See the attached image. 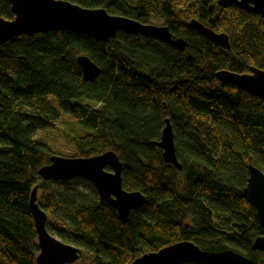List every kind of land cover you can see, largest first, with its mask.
Returning a JSON list of instances; mask_svg holds the SVG:
<instances>
[{
    "label": "trees",
    "instance_id": "obj_1",
    "mask_svg": "<svg viewBox=\"0 0 264 264\" xmlns=\"http://www.w3.org/2000/svg\"><path fill=\"white\" fill-rule=\"evenodd\" d=\"M64 1L142 24L156 18L184 48L120 32L102 43L69 30L0 44V264H35L30 192L37 185L41 208L56 201L50 180L37 175L54 153L34 135L60 115L91 131L70 139L73 157L114 152L122 188L145 198L126 223L100 201L72 210L74 226L60 241L92 264H130L185 240L207 259L181 264H264V252L251 247L261 229L242 191L247 165L264 174V100L214 77L264 70V18L217 0ZM0 18L13 19L7 0ZM191 19L226 34L229 48L191 29ZM78 55L98 66L92 82L83 81ZM166 119L180 171L156 145Z\"/></svg>",
    "mask_w": 264,
    "mask_h": 264
},
{
    "label": "water",
    "instance_id": "obj_2",
    "mask_svg": "<svg viewBox=\"0 0 264 264\" xmlns=\"http://www.w3.org/2000/svg\"><path fill=\"white\" fill-rule=\"evenodd\" d=\"M13 19L0 18V44L20 36H32L58 30L74 31L106 43L117 32L142 35L161 41L179 51L184 41L171 35L164 25L142 24L133 19L107 14L103 9H87L64 0H7ZM217 6L224 9L234 7L264 18V0H217ZM188 26L205 36L213 44L228 49V38L224 33L214 32L199 21L191 19ZM82 79L92 82L99 73L98 66L86 55L75 58ZM214 77L222 84L232 85L256 98L264 100V70L248 67L247 73H233L227 70L215 72ZM165 164L181 170L175 155L173 135L166 119L156 142ZM108 169V170H107ZM121 163L112 151L90 157L50 156L49 163L37 171L42 181L66 182L83 179L94 188L100 202L116 211L118 220L126 223L129 212L145 203L138 191H125L121 185ZM247 180L243 194L255 210L261 235L252 242V249L264 252V174L258 168L247 165ZM37 185L29 195L28 207L32 217L37 240L38 253L35 264H72L79 257V249L63 243L52 236L45 227L46 214L37 203ZM207 256L190 241H179L156 251L144 253L130 264H181L191 260H206Z\"/></svg>",
    "mask_w": 264,
    "mask_h": 264
},
{
    "label": "rangeland",
    "instance_id": "obj_3",
    "mask_svg": "<svg viewBox=\"0 0 264 264\" xmlns=\"http://www.w3.org/2000/svg\"><path fill=\"white\" fill-rule=\"evenodd\" d=\"M137 1L128 0L127 2L134 6ZM149 23L162 25L156 18L149 19ZM51 103L55 106L54 101ZM51 124V128L37 131L34 140L44 144L54 154L64 157H73L70 143L72 137L83 136L91 132L88 128L65 115H60ZM48 186L52 190L56 206L52 210L42 206L46 214L45 227L52 236L59 240L58 234L66 235L67 231L74 226V217L71 211L82 206L93 205L99 199L92 185L83 179H73L66 182L50 180ZM72 264H92V257L79 251L78 259Z\"/></svg>",
    "mask_w": 264,
    "mask_h": 264
}]
</instances>
